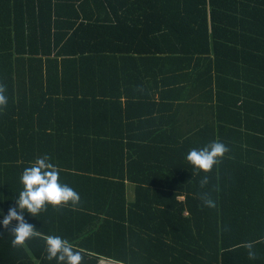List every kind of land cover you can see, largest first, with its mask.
<instances>
[{
    "label": "trees",
    "instance_id": "16d2710c",
    "mask_svg": "<svg viewBox=\"0 0 264 264\" xmlns=\"http://www.w3.org/2000/svg\"><path fill=\"white\" fill-rule=\"evenodd\" d=\"M0 85V195L48 155L80 196L17 247L0 203V264H55L48 236L84 264H264V0H0Z\"/></svg>",
    "mask_w": 264,
    "mask_h": 264
},
{
    "label": "clouds",
    "instance_id": "9594fccd",
    "mask_svg": "<svg viewBox=\"0 0 264 264\" xmlns=\"http://www.w3.org/2000/svg\"><path fill=\"white\" fill-rule=\"evenodd\" d=\"M7 104L5 88L0 85V108ZM227 152L228 148L224 143L214 140L203 148L191 149L185 159L191 165L194 174H207ZM207 182L208 177L204 175L200 183L204 185ZM19 183L22 188L18 194L10 196L11 199L0 195V203L11 200L15 204V207L8 209L2 222V226L7 229L13 220L17 221V227L11 230L13 247L23 246L25 241L36 235L35 226L25 222V214L35 218L47 206L55 208L67 204L77 205L80 201V196L74 189L60 182L59 171L50 162L48 155L37 158L30 166L25 167L19 177ZM205 203L212 206L213 202L205 199ZM45 244L49 261H55V264H84V257L79 251L74 250L69 241L59 236H48ZM249 256L253 257L254 253L250 251Z\"/></svg>",
    "mask_w": 264,
    "mask_h": 264
},
{
    "label": "crops",
    "instance_id": "0c3cea01",
    "mask_svg": "<svg viewBox=\"0 0 264 264\" xmlns=\"http://www.w3.org/2000/svg\"><path fill=\"white\" fill-rule=\"evenodd\" d=\"M116 106L119 108L120 104L116 103ZM130 106H132V105H130ZM122 108H126V103H122ZM142 112H145V110L141 109V108L133 109V113H135V114H141ZM115 114H117V115H113V116L108 115L107 118H104V121L110 122V123H128V122H131V121L127 120L125 117H124V119H122L121 115L119 114V111L116 112ZM134 197H135L134 184L128 182L127 199H128V201H132L134 199ZM180 199H183V197H180ZM98 264H123V263L116 262V261H113V260L107 259V258H102Z\"/></svg>",
    "mask_w": 264,
    "mask_h": 264
}]
</instances>
